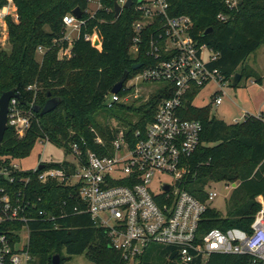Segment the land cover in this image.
<instances>
[{
  "label": "trees",
  "instance_id": "16d2710c",
  "mask_svg": "<svg viewBox=\"0 0 264 264\" xmlns=\"http://www.w3.org/2000/svg\"><path fill=\"white\" fill-rule=\"evenodd\" d=\"M228 1L233 0H168L172 15L189 16L193 21V36L219 53L214 67L226 81L232 84L234 76L240 73V83L244 79L262 83L264 76L246 62L264 46V0H237L233 9ZM15 3L19 20L8 21L9 48L0 46V97L17 89L22 106L32 109L33 118L23 138L8 127L0 143V164L26 159L44 138L64 148L66 156L72 153L71 145L77 143L84 161L89 151L102 154L104 148L95 142L97 131L106 148L111 146L113 133L117 132L116 128L102 127L98 122L99 115L108 110L107 97L126 72L131 78L142 70H134L135 65L150 63L147 42L143 43L140 53L132 52V12L126 11L115 20L114 13L106 11V8L112 9L114 0H103L105 9L83 29L72 46V56L60 58L61 51L68 47L62 41L63 19L77 8L85 10L87 0H15ZM209 29L212 32L205 35ZM95 31L101 40L100 48L85 40V35ZM40 47L45 49L42 59H39ZM34 84L37 91H29L28 86ZM168 89L164 85L143 102L138 109L140 120L127 126L130 133L137 128L144 129L155 119L160 104L169 98ZM50 98L61 102L54 111L41 115ZM212 106L185 108L188 119L202 123L203 133L199 150L188 161L189 171L182 188L206 203L207 187L222 183L236 185L227 198V215L223 216L210 204L201 229L207 233L213 229L239 228L252 233L262 201L264 204V120L250 115L243 122L228 124L212 115ZM37 108L41 110L35 111ZM115 108L128 109L125 104H118L109 110ZM46 166L75 169L68 161ZM79 189L56 181L32 183L37 208L57 217L55 222L30 224L28 250L34 263L52 264L53 257L60 255L64 264L65 253L68 258L85 255L93 264H128L111 247L106 231L82 213L85 206ZM38 198L42 201L38 202ZM173 251L170 247H152L140 258L139 264H178L173 257L167 258ZM253 262L249 256L214 254L208 264H256Z\"/></svg>",
  "mask_w": 264,
  "mask_h": 264
},
{
  "label": "built area",
  "instance_id": "2783aa9c",
  "mask_svg": "<svg viewBox=\"0 0 264 264\" xmlns=\"http://www.w3.org/2000/svg\"><path fill=\"white\" fill-rule=\"evenodd\" d=\"M1 2L0 27L2 34L8 37V21L18 22V7L15 0ZM129 2L131 6L127 8ZM227 3L233 9L238 1ZM115 5L120 8L118 17ZM104 9L103 0H87V8L81 10L80 18L74 16L73 11L64 17L62 41H66L68 47L61 51L60 58L72 56L74 42L89 21ZM106 11L113 12L115 20L126 11L132 12V52L137 55L147 42L150 62L146 66L142 64V70L126 80L120 93L111 92L106 100L107 108L126 104L132 96L135 100L142 99L145 93V101H148L155 92L142 87V83L168 85L169 98L160 104L155 119L144 129L137 128L130 133L128 127L117 128L109 148L95 132V142L104 148L102 154L89 151L84 161L80 146L72 144L68 162L75 169L51 168L42 161L31 170L21 169L16 161L0 164V264H35L28 250L30 224L56 221L55 215L39 210L34 203L31 190L34 180L41 184L56 181L69 187L79 186L85 206L82 213L88 214L97 227L106 231L111 247L128 264H139L140 258L155 246L173 248L167 258L173 257L178 264H208L214 254L249 256L254 259L253 263L264 264L263 202L252 233L239 228L213 229L206 233L201 229L204 215L219 197L213 188L215 184L206 188V203L182 188L189 171L188 161L199 150L203 133L202 123L188 119L185 108L194 106L201 92L211 86L217 89L210 98L216 106L221 105L223 87L230 84L214 67L219 53L193 36V21L189 16L172 15L168 0H114L112 9L106 8ZM219 18L226 21L223 16ZM75 33L76 39L73 38ZM97 39L100 46H94ZM85 40L94 47H101L96 31L85 35ZM44 52L40 47L39 53ZM28 90L37 91V85L28 86ZM243 116L245 121L250 114ZM32 118V109H25L18 98L11 99L8 127L13 128L19 138L29 131ZM38 143L46 146L50 141L44 138ZM163 178L170 180L163 181ZM235 186L225 184L227 190ZM75 211L79 213L77 207Z\"/></svg>",
  "mask_w": 264,
  "mask_h": 264
},
{
  "label": "rangeland",
  "instance_id": "374dc122",
  "mask_svg": "<svg viewBox=\"0 0 264 264\" xmlns=\"http://www.w3.org/2000/svg\"><path fill=\"white\" fill-rule=\"evenodd\" d=\"M73 38H77L76 33L73 35ZM0 46L3 49L9 48L7 36L5 37L3 34L0 37ZM39 59H42L41 54H39ZM246 64L251 66L261 76H264V46L251 55ZM253 81L254 80L251 79H244L236 87L232 84H226L223 87V103L219 106H216L214 104V99L210 98L211 94L217 89L215 86H211L207 90L201 92L198 98H196L194 106L197 108H204L213 105L212 115L228 124H233L235 120L243 121L244 113L254 116L261 115L264 117V81L262 83ZM140 85L148 90L156 92L158 89L163 88L165 84L154 83L144 85V83H142ZM132 94H134V91ZM146 95L147 93L144 94L142 99L136 100L133 96L130 97L129 102L125 104L128 109L115 108L114 110H104L98 117L99 124L102 127L109 126L117 129L121 127L126 128L129 124L139 121L141 114L138 112V109L143 105V102H146ZM98 132L99 131H97V133ZM39 161L44 163H62L64 161H70V158L66 156L61 148L53 144L49 143L44 146L38 143L29 157L21 161H16V164H18L21 169L31 170L37 167ZM169 180V178H163V181ZM213 188L219 193V197L213 202V207L223 216H226L229 209L227 198L231 195L232 190H227L224 183L215 185ZM24 238L25 241H27L26 236ZM64 256L66 257L64 264H93L85 255L68 258L67 254L64 253Z\"/></svg>",
  "mask_w": 264,
  "mask_h": 264
},
{
  "label": "water",
  "instance_id": "95a60500",
  "mask_svg": "<svg viewBox=\"0 0 264 264\" xmlns=\"http://www.w3.org/2000/svg\"><path fill=\"white\" fill-rule=\"evenodd\" d=\"M131 6V2L128 3L127 8ZM115 11H116V17L119 16L120 14V8L115 5ZM73 15L76 16L77 18L81 17V10L80 9H75L73 11ZM212 32V29H209L206 31L205 35H208L209 33ZM94 46H100V41L97 39L94 42ZM142 67V64H137L133 67L134 70H138ZM129 73L126 72L121 79V81L114 86L112 89L113 94H118L121 92L126 80L128 79ZM242 79V75L240 73H237L233 80H232V85L236 87ZM50 97V96H49ZM13 98H18L21 103L22 100L17 93V89H13L11 91L5 92L1 95L0 97V143H2L5 133L8 129V113H9V106H10V101ZM61 100L58 98H50V100L46 103L44 108L41 110L40 108L35 109V111L39 112L41 110V115H46L52 111H54L57 106L60 104ZM42 169L44 166L41 167ZM169 187L167 186L166 189ZM52 264H62V259L60 255H55L52 260Z\"/></svg>",
  "mask_w": 264,
  "mask_h": 264
},
{
  "label": "crops",
  "instance_id": "0c3cea01",
  "mask_svg": "<svg viewBox=\"0 0 264 264\" xmlns=\"http://www.w3.org/2000/svg\"><path fill=\"white\" fill-rule=\"evenodd\" d=\"M254 82V81H253ZM245 112V111H244ZM252 116H254V115H252ZM255 117H261L263 120H264V117H262L261 115H257V116H255ZM262 201V200H261ZM263 202V201H262Z\"/></svg>",
  "mask_w": 264,
  "mask_h": 264
}]
</instances>
